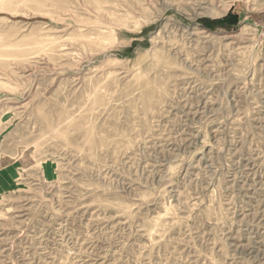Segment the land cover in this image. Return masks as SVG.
<instances>
[{
    "label": "rangeland",
    "instance_id": "374dc122",
    "mask_svg": "<svg viewBox=\"0 0 264 264\" xmlns=\"http://www.w3.org/2000/svg\"><path fill=\"white\" fill-rule=\"evenodd\" d=\"M264 0H0V264H264Z\"/></svg>",
    "mask_w": 264,
    "mask_h": 264
},
{
    "label": "water",
    "instance_id": "95a60500",
    "mask_svg": "<svg viewBox=\"0 0 264 264\" xmlns=\"http://www.w3.org/2000/svg\"><path fill=\"white\" fill-rule=\"evenodd\" d=\"M262 24L264 25V15L261 16Z\"/></svg>",
    "mask_w": 264,
    "mask_h": 264
}]
</instances>
